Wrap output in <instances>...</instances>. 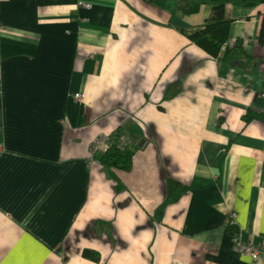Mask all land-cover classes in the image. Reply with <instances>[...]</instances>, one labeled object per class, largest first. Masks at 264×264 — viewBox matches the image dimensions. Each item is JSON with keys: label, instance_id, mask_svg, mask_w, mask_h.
<instances>
[{"label": "crops", "instance_id": "1", "mask_svg": "<svg viewBox=\"0 0 264 264\" xmlns=\"http://www.w3.org/2000/svg\"><path fill=\"white\" fill-rule=\"evenodd\" d=\"M210 15L0 0V264H264L231 242H264V3L225 5L248 66L187 37ZM119 130L147 139L128 171L88 150Z\"/></svg>", "mask_w": 264, "mask_h": 264}, {"label": "trees", "instance_id": "2", "mask_svg": "<svg viewBox=\"0 0 264 264\" xmlns=\"http://www.w3.org/2000/svg\"><path fill=\"white\" fill-rule=\"evenodd\" d=\"M202 4L211 6V15L205 22L194 30H187L185 33L187 37L202 48L211 57L221 59L227 63L242 62L248 66L252 61V57L246 54L243 45L240 41L229 49L222 52V48L228 39V28L230 20L225 17V5L227 3L233 4H247V3H264V0H197ZM260 37L264 33V18L260 28ZM121 133L111 135V137H118ZM131 147H117L115 145L103 152L100 162L115 169L128 171L132 164ZM84 255L90 259L97 260L98 255L93 251H85Z\"/></svg>", "mask_w": 264, "mask_h": 264}, {"label": "built area", "instance_id": "3", "mask_svg": "<svg viewBox=\"0 0 264 264\" xmlns=\"http://www.w3.org/2000/svg\"><path fill=\"white\" fill-rule=\"evenodd\" d=\"M79 4L85 8L90 7V3L85 1H80ZM0 78H1V69H0ZM81 97L82 96L80 93L74 94V98L76 99L80 100ZM113 145L123 148V147H131L130 145H132V143H131V139L125 134H120L116 138L106 135H100L92 142L89 152L94 153L99 149H103V151H106L108 148H110ZM225 220L227 222L236 223V213L235 212L227 213ZM231 242H232V250L235 253L240 255H246L252 261L264 259V242L254 245L251 242L244 241L240 229L234 230V233L232 232Z\"/></svg>", "mask_w": 264, "mask_h": 264}, {"label": "rangeland", "instance_id": "4", "mask_svg": "<svg viewBox=\"0 0 264 264\" xmlns=\"http://www.w3.org/2000/svg\"><path fill=\"white\" fill-rule=\"evenodd\" d=\"M257 4V3H256ZM0 69H1V65H0ZM0 81H1V78H0ZM74 97V96H73ZM119 133H121V134H125V135H127L128 137L130 136H132V135H130V134H126L125 132H123V131H118ZM114 134H116V132L114 133ZM113 134V135H114ZM100 136V135H99ZM108 136H111V135H108ZM98 137V136H97ZM96 137V138H97ZM96 138H94V140L96 139ZM93 140V141H94ZM92 141V142H93ZM131 143H132V145H134V146H136L137 148L139 147V148H143L145 145H146V143H147V139L145 138V137H142V138H135V137H133V139L131 140ZM92 144V143H91ZM91 144H90V146H89V148H88V150L90 151V147H91ZM1 148L3 147V146H0ZM90 153V152H89ZM91 154H93V153H90V156H91ZM230 212H235V211H230ZM226 218V217H225ZM224 224H225V226H226V228L227 227H231V226H233L235 223L234 222H227L226 220L224 221ZM233 233H234V230H231ZM232 234V233H231ZM241 235H242V232H241ZM243 237V236H242ZM247 242V241H246ZM263 242V241H262ZM262 242H258V243H252V244H254V245H257V244H259V243H262ZM261 260H264V259H261ZM258 261V260H257ZM253 262H256V261H254L253 260Z\"/></svg>", "mask_w": 264, "mask_h": 264}, {"label": "bare ground", "instance_id": "5", "mask_svg": "<svg viewBox=\"0 0 264 264\" xmlns=\"http://www.w3.org/2000/svg\"><path fill=\"white\" fill-rule=\"evenodd\" d=\"M81 100V99H80Z\"/></svg>", "mask_w": 264, "mask_h": 264}]
</instances>
